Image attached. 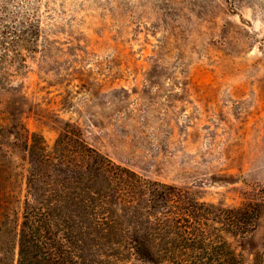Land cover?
I'll use <instances>...</instances> for the list:
<instances>
[{"label": "rangeland", "instance_id": "rangeland-1", "mask_svg": "<svg viewBox=\"0 0 264 264\" xmlns=\"http://www.w3.org/2000/svg\"><path fill=\"white\" fill-rule=\"evenodd\" d=\"M0 108L49 147L78 128L201 202L261 205L253 233L226 238L264 264V0H0ZM5 143L20 207L27 164Z\"/></svg>", "mask_w": 264, "mask_h": 264}, {"label": "trees", "instance_id": "trees-1", "mask_svg": "<svg viewBox=\"0 0 264 264\" xmlns=\"http://www.w3.org/2000/svg\"><path fill=\"white\" fill-rule=\"evenodd\" d=\"M7 115L0 108V264H244L226 237L253 233L261 205L217 208L117 164L78 128L49 147ZM8 133L27 164L20 207Z\"/></svg>", "mask_w": 264, "mask_h": 264}]
</instances>
